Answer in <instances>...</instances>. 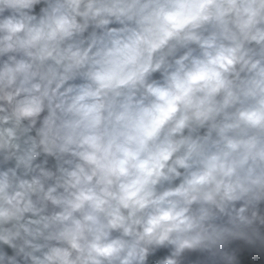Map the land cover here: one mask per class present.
<instances>
[{
	"label": "clouds",
	"instance_id": "9594fccd",
	"mask_svg": "<svg viewBox=\"0 0 264 264\" xmlns=\"http://www.w3.org/2000/svg\"><path fill=\"white\" fill-rule=\"evenodd\" d=\"M0 264H264V0H0Z\"/></svg>",
	"mask_w": 264,
	"mask_h": 264
}]
</instances>
